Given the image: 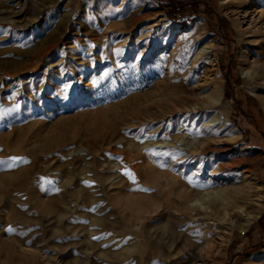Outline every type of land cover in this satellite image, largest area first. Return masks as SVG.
Wrapping results in <instances>:
<instances>
[{
    "label": "rangeland",
    "instance_id": "1",
    "mask_svg": "<svg viewBox=\"0 0 264 264\" xmlns=\"http://www.w3.org/2000/svg\"><path fill=\"white\" fill-rule=\"evenodd\" d=\"M194 1L0 0V264H264V0Z\"/></svg>",
    "mask_w": 264,
    "mask_h": 264
},
{
    "label": "trees",
    "instance_id": "2",
    "mask_svg": "<svg viewBox=\"0 0 264 264\" xmlns=\"http://www.w3.org/2000/svg\"><path fill=\"white\" fill-rule=\"evenodd\" d=\"M156 6L163 11L164 16L173 24L184 26L193 17L204 11L196 10L194 0H153ZM264 222V214L260 217Z\"/></svg>",
    "mask_w": 264,
    "mask_h": 264
},
{
    "label": "bare ground",
    "instance_id": "3",
    "mask_svg": "<svg viewBox=\"0 0 264 264\" xmlns=\"http://www.w3.org/2000/svg\"><path fill=\"white\" fill-rule=\"evenodd\" d=\"M259 12V11H258ZM18 13H16L15 14V16L17 15ZM170 32V31H169ZM168 36H170V35H167V37ZM216 101V100H215ZM210 114H211V112L210 111H208V114L206 115L207 116V121L208 122H210ZM234 165H236V163H233ZM185 197L188 199L189 198V195L187 194V195H185ZM210 206L212 207V211H215L216 213H217V215H221V218H222V220H220L221 221V223H222V225L220 226V227H222L223 225H224V223L226 222V211L228 210V205H226V204H224V203H220L219 201H217V200H215V199H212L211 201H210ZM133 208V212H136V214H137V212L139 213V210L140 209H138V206H133L132 207ZM140 214V213H139ZM215 214V213H214ZM223 214V215H222ZM135 215V214H134ZM210 227H207V229H209ZM142 235H144V234H146V232H143V231H139ZM163 233V232H160V231H155V233ZM169 232H170V235H172V237H173V239H175L176 241L178 240V239H180L181 238V236L180 235H178V234H176V232H175V230H169ZM166 233V232H165ZM161 235H159L158 237H160ZM186 236V235H185ZM162 237V236H161ZM187 242H189V244H190V246H195L196 247V245H200V244H203V243H205L207 246H208V249H207V251H206V253H205V256H210V252H211V249H212V245H211V248H210V242H209V240H208V237H206L205 236V239H201V238H194L192 235H187ZM160 239V238H159ZM154 243V242H153ZM200 247V246H199ZM189 248V247H188ZM197 249V248H196ZM189 250V249H188ZM187 250V251H188ZM192 250V249H191ZM195 250V249H194ZM190 251V250H189ZM191 252V251H190ZM185 253H187V252H185ZM190 254V253H189ZM197 254V253H196ZM185 255V254H184ZM186 257V256H185ZM190 259V258H189ZM177 260V259H176ZM190 262V261H189ZM175 264V263H174Z\"/></svg>",
    "mask_w": 264,
    "mask_h": 264
},
{
    "label": "snow or ice",
    "instance_id": "4",
    "mask_svg": "<svg viewBox=\"0 0 264 264\" xmlns=\"http://www.w3.org/2000/svg\"><path fill=\"white\" fill-rule=\"evenodd\" d=\"M3 162H0V164H2ZM8 232H11L12 230L11 229H7Z\"/></svg>",
    "mask_w": 264,
    "mask_h": 264
},
{
    "label": "built area",
    "instance_id": "5",
    "mask_svg": "<svg viewBox=\"0 0 264 264\" xmlns=\"http://www.w3.org/2000/svg\"><path fill=\"white\" fill-rule=\"evenodd\" d=\"M62 0H58V2H61Z\"/></svg>",
    "mask_w": 264,
    "mask_h": 264
}]
</instances>
